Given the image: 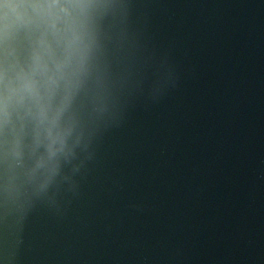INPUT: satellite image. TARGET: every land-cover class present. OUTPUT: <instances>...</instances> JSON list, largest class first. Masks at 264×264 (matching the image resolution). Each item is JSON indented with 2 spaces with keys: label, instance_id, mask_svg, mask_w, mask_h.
Segmentation results:
<instances>
[{
  "label": "water",
  "instance_id": "1",
  "mask_svg": "<svg viewBox=\"0 0 264 264\" xmlns=\"http://www.w3.org/2000/svg\"><path fill=\"white\" fill-rule=\"evenodd\" d=\"M123 3L77 194H0V264H264V0Z\"/></svg>",
  "mask_w": 264,
  "mask_h": 264
},
{
  "label": "clouds",
  "instance_id": "2",
  "mask_svg": "<svg viewBox=\"0 0 264 264\" xmlns=\"http://www.w3.org/2000/svg\"><path fill=\"white\" fill-rule=\"evenodd\" d=\"M123 0H0V194L25 208L76 195L122 73ZM67 185V187H65Z\"/></svg>",
  "mask_w": 264,
  "mask_h": 264
}]
</instances>
